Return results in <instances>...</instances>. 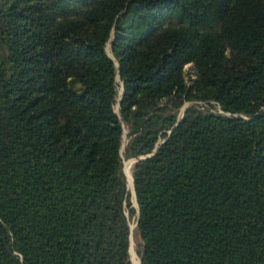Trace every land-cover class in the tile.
Here are the masks:
<instances>
[{
    "label": "trees",
    "instance_id": "16d2710c",
    "mask_svg": "<svg viewBox=\"0 0 264 264\" xmlns=\"http://www.w3.org/2000/svg\"><path fill=\"white\" fill-rule=\"evenodd\" d=\"M130 158L140 264H264V0H0V264H131Z\"/></svg>",
    "mask_w": 264,
    "mask_h": 264
},
{
    "label": "rangeland",
    "instance_id": "374dc122",
    "mask_svg": "<svg viewBox=\"0 0 264 264\" xmlns=\"http://www.w3.org/2000/svg\"><path fill=\"white\" fill-rule=\"evenodd\" d=\"M113 37H111V39L107 42L105 49L106 52L110 55V57L112 58V60H114L115 62V66L117 68V73H116V90H117V102L114 105V108L117 109L118 108V99L121 96V92L123 89V84H122V80L119 77V64L117 62V60L115 59V57L112 54V50H111V41H112ZM183 71H184V76H185V80L186 82H188V84L195 79L196 75H195V70L193 68V65L191 63L185 64L183 67ZM191 105V103L186 102L185 105L182 107V111L186 106ZM136 159L135 158H130L127 160H124L123 162V170H124V166L126 169V173L124 170V174L126 176L127 179V188L130 192V201H131V207L136 209L135 214L132 216V218L129 221V226H130V242H129V260L131 264H139V256L137 253V248L140 244V237L137 233L136 230V218H137V204H136V200H135V196H134V190H132L133 188V184L131 187L132 192L129 189V176H130V183H131V178H132V170H133V165L135 163ZM134 226V227H133Z\"/></svg>",
    "mask_w": 264,
    "mask_h": 264
},
{
    "label": "water",
    "instance_id": "95a60500",
    "mask_svg": "<svg viewBox=\"0 0 264 264\" xmlns=\"http://www.w3.org/2000/svg\"><path fill=\"white\" fill-rule=\"evenodd\" d=\"M108 54V53H107ZM109 55V54H108ZM110 56V55H109ZM123 95V89H122V92H121V96ZM121 96L119 97V99H118V108L117 109H115V112H118V110H119V105H120V102H121ZM145 156H140L138 159H142V158H144ZM137 161V160H136ZM135 161V162H136ZM132 183H133V190H134V181H133V178H132ZM134 196H135V200H136V194H135V190H134ZM136 204H137V201H136ZM138 211V215H139V210H137ZM136 225H137V220H136ZM139 264H140V259H139Z\"/></svg>",
    "mask_w": 264,
    "mask_h": 264
},
{
    "label": "bare ground",
    "instance_id": "6f19581e",
    "mask_svg": "<svg viewBox=\"0 0 264 264\" xmlns=\"http://www.w3.org/2000/svg\"><path fill=\"white\" fill-rule=\"evenodd\" d=\"M132 184H133V183H132V178H131V183H130V176H129V186H128V187H129V189H130L131 192H132V190H133V188H132V190H131ZM133 192H134V191H133ZM133 227H134V226H133Z\"/></svg>",
    "mask_w": 264,
    "mask_h": 264
}]
</instances>
